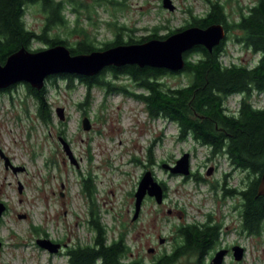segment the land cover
Instances as JSON below:
<instances>
[{"label": "rangeland", "instance_id": "374dc122", "mask_svg": "<svg viewBox=\"0 0 264 264\" xmlns=\"http://www.w3.org/2000/svg\"><path fill=\"white\" fill-rule=\"evenodd\" d=\"M76 1L89 6L91 19L87 10L81 9L80 26L102 48L116 36L109 23L125 25L124 41L130 37L138 40L155 32L165 36L185 26L192 15H204L208 1L217 0H171L176 7L173 12L163 8V0H107L115 5L121 3L122 7L102 3L103 0ZM220 2L231 21H237L241 11L247 12L256 4V0ZM71 8V5L67 7L66 16L73 29L76 16ZM43 16L39 6L29 7L25 17L28 28L40 33L45 22ZM56 32L66 37V30L55 29L53 34ZM233 34L240 33L233 31ZM70 41L73 43L75 39ZM46 48L49 46L40 43L32 47L33 50ZM258 60V56L232 40L227 43V54L222 58L225 65L230 62L253 65ZM188 81L185 74L162 80L171 88L185 86ZM46 84L53 109V122L49 125L38 118L36 103L24 84L10 92H0V202L7 206L0 221V264H70L67 257L70 248L93 242L94 232L89 225L92 208L107 227L110 242L128 232L131 259L151 263L170 253L176 226L202 224L211 216L222 225L216 249L237 245L245 248L241 262L231 256L224 264H264V229L261 236L241 232L239 195L224 197L221 190L189 180L191 175H172L162 166H175L176 161L189 154L191 174L204 177L215 186L219 182L227 190L245 187L251 179L247 172L236 171L225 156H213L210 148L199 145L191 137L182 139L175 123L164 118L151 119L145 105L132 97L94 88L85 106L87 90L78 81H73L72 88L61 77L56 84L51 81ZM114 84L142 92L126 78ZM240 99L239 95L232 96L227 105L236 109ZM253 101L255 106L264 107V93L253 97ZM57 109L64 110V121L56 114ZM85 119L90 121L89 131L83 127ZM59 138L67 141L76 163L71 162ZM5 158L25 171L15 174L7 169ZM212 166L218 172L208 176ZM149 171L157 182L167 187L168 196L161 205L146 198L140 217L133 221L135 193L143 175ZM90 175L94 184L92 198L83 191V179ZM39 239L64 243L61 253L53 255L43 250L37 245ZM194 261L186 256L175 264H194Z\"/></svg>", "mask_w": 264, "mask_h": 264}, {"label": "trees", "instance_id": "16d2710c", "mask_svg": "<svg viewBox=\"0 0 264 264\" xmlns=\"http://www.w3.org/2000/svg\"><path fill=\"white\" fill-rule=\"evenodd\" d=\"M102 1V0H101ZM112 6L123 4L103 0ZM209 7L202 16H194L182 28L170 31L165 36L157 32L150 36L129 41L123 40L125 25L113 26L115 39L104 47L95 45L89 33L80 26L81 9H86L89 19L91 10L76 0H0V59L5 63L15 52L25 48L31 52L35 43L66 46L72 55H84L93 51L106 50L119 45L140 44L151 39H165L190 27L207 28L213 24H221L227 32L226 39L212 52L203 46H197L185 53V68L181 72L151 67L140 68L128 65L121 68L111 67L94 77L75 75H55L47 81L56 84L59 77L69 81L72 88L76 80L87 90L85 106L90 100L94 88L104 89L106 93L118 92L134 98L145 105L146 112L153 120L164 118L178 126L182 139L191 137L201 146L210 148L212 154L225 156L234 169L245 171L251 179L242 189L229 190L228 196L239 195V216L241 232L248 236H261L264 229V196H258V186L264 173V107H256L253 97L264 93V0H256V4L241 11L239 19L230 20L224 4L208 1ZM101 4V3H100ZM71 5V13L76 21L73 29L66 16L67 7ZM39 6L44 15V26L40 33L29 29L25 20L27 9ZM242 10V9H241ZM55 29L66 30L64 38L61 32L53 34ZM236 31L240 34H232ZM74 38L75 42L70 39ZM232 40L250 51L259 60L251 65H225L222 61L227 54V43ZM185 74L188 83L178 88L167 87L162 80L169 76ZM129 79L135 87L142 90H130L122 85L115 87L114 81ZM26 86L28 95L37 106L38 118L46 125L53 122V109L49 102L47 84L41 90ZM17 85L3 91L10 92ZM239 95L236 111L229 112L228 99ZM83 105V104H82ZM80 105V106H82ZM198 184L200 181L196 180ZM83 191L92 198L94 184L90 175L83 179ZM94 232L91 244L70 248L67 257L70 264H144L141 259H131V248L127 241L128 232L121 233L111 242L108 229L98 213L92 208L89 221ZM37 230V228H36ZM220 225L211 216L205 223H182L176 226L174 249L156 264H175L182 256L195 259L194 264H206L205 255L219 245Z\"/></svg>", "mask_w": 264, "mask_h": 264}, {"label": "water", "instance_id": "95a60500", "mask_svg": "<svg viewBox=\"0 0 264 264\" xmlns=\"http://www.w3.org/2000/svg\"><path fill=\"white\" fill-rule=\"evenodd\" d=\"M163 8L171 12L176 9L171 0H163ZM226 36L227 32L223 25L213 24L205 29L190 27L165 39H151L140 44L119 45L84 55H72L64 45L36 52L23 48L9 56L5 63H2L0 59V92L19 84H29L32 88L41 90L44 88L46 80L51 76L94 77L107 68H121L128 65L166 69L177 73L185 68V53L197 46H203L212 52L226 39ZM56 114L61 121H64L63 109H57ZM83 127L86 131L91 129L88 119L83 121ZM59 141L71 162L76 163L67 141L63 138H59ZM5 167L11 169L15 174L25 171L22 167L12 165L8 158H5ZM162 167L172 175L189 177L191 175L190 155L185 154L176 162L175 166L164 164ZM212 174L213 169H210L207 175L211 176ZM19 190L22 191L21 185ZM258 196H264V173L258 186ZM146 198L155 200L158 205L163 204L165 198L164 187L155 180L150 171L143 175L135 193L133 221H137L140 217ZM6 210L7 206L0 202V221ZM37 245L53 255L58 254L62 249L61 244L54 243L49 239H39ZM0 247H2L1 242ZM228 253V249L218 251L211 264H224ZM232 253L234 260L241 262L245 256V248L239 245L234 246Z\"/></svg>", "mask_w": 264, "mask_h": 264}, {"label": "flooded vegetation", "instance_id": "af4514ba", "mask_svg": "<svg viewBox=\"0 0 264 264\" xmlns=\"http://www.w3.org/2000/svg\"><path fill=\"white\" fill-rule=\"evenodd\" d=\"M3 92V91H2ZM213 156H219L218 154H216V155H214L213 154ZM221 157H224V156H221ZM177 162V161H176ZM211 169H213V171H214V174H217V172H218V168L216 167V166H212L211 167ZM236 171H238V169H235ZM192 179H195V180H198V181H200V184L201 183H203V184H209L210 186H211V188H212V190H214V189H218V190H221L223 193H224V197H225V195L226 194H228L229 195V190H227V189H224L222 186V184L221 183H219L218 182V184L216 183V186L214 185V184H210L209 183V181L206 179V178H204V177H199V176H197L196 177V175H194L193 173L191 174V177L189 178V180H192ZM242 183V185H243V181L241 182ZM163 187H164V190H165V196H166V198H167V196H168V191H167V187L165 186V185H162ZM241 188V187H240ZM242 189V188H241ZM238 190H240V189H238ZM173 212V211H172ZM214 221L216 222V220L214 219ZM217 224H219L220 225V228H222V225H221V223L219 222H216ZM56 243H59V242H56ZM59 244H61L62 246H64V243H59ZM232 248H233V246H229V247H223V248H215L214 250H211L210 252H208L206 255H205V257H206V264H211V262H212V260H213V258L215 257V255H216V253L218 252V251H220V250H222V249H228L229 250V253H228V256H227V258L228 257H233V253H232ZM173 249H174V246H173ZM173 249H172V251L170 252V253H164V254H162V255H160V257H158L155 261H153V262H151V263H145L143 260H142V262L144 263V264H156L157 262H159V260H161V258H163L164 256H166V255H170L172 252H173ZM60 253H61V251H60ZM184 257H186V256H182V257H180V259H182V258H184ZM133 260H135V259H133ZM225 263V262H224Z\"/></svg>", "mask_w": 264, "mask_h": 264}]
</instances>
